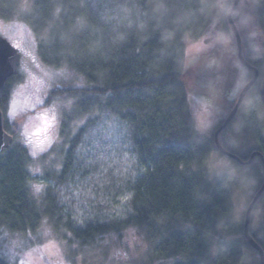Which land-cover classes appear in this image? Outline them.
<instances>
[{
	"label": "trees",
	"instance_id": "trees-1",
	"mask_svg": "<svg viewBox=\"0 0 264 264\" xmlns=\"http://www.w3.org/2000/svg\"><path fill=\"white\" fill-rule=\"evenodd\" d=\"M18 1L0 0L1 20L14 19ZM221 4L222 0L30 1L25 18L36 36L38 56L47 66H67L84 82L80 87L52 89L46 105L71 99L81 116L95 117L74 136L63 169L54 180L67 185L77 178L88 179L99 208L107 209V214L99 209L82 224L72 219L64 222L58 194L49 192L43 204L35 201L29 191L31 155L25 147L12 144L0 152V230L25 234L47 217L56 226L64 225L74 241L92 247L106 235L140 227L146 229L151 242L146 264L162 259L173 260L172 264H240L241 242L225 236L234 233L229 224L240 181L211 168L208 160L217 150L214 134L209 139L197 131L193 102L211 99L216 111L233 108L253 71L240 63L237 45L234 55L218 45L207 54L187 59L188 43L211 31ZM243 7L245 14L240 16ZM263 13L264 0H241L233 16L245 59L264 74L260 56L264 52ZM79 18H85L89 27L78 30ZM227 27L232 29L228 22ZM232 41L236 44L235 36ZM233 63L237 69H230ZM14 79L0 92L4 117ZM232 92L235 97L229 99ZM256 97L249 128L258 146L246 155L238 154L241 160L256 151L264 155V136L256 117L263 104ZM4 120L5 130L15 139L23 123ZM105 122L107 127L117 122L126 129L135 168L123 172L122 151L117 148L113 155L115 149L107 145L103 159L96 149L90 163L77 162L79 149ZM224 131L219 136L221 144L236 154L227 147ZM254 165L264 172L258 157ZM117 169L120 175L115 174ZM263 182L260 178L255 193ZM125 195L130 196L126 206L114 208ZM263 202L264 193L255 210ZM253 236L264 249V222ZM0 253H6L4 247L0 246ZM9 257L13 256H0V264L13 263Z\"/></svg>",
	"mask_w": 264,
	"mask_h": 264
},
{
	"label": "rangeland",
	"instance_id": "rangeland-1",
	"mask_svg": "<svg viewBox=\"0 0 264 264\" xmlns=\"http://www.w3.org/2000/svg\"><path fill=\"white\" fill-rule=\"evenodd\" d=\"M18 1V0H17ZM30 1L31 0H20L17 2L18 8H17V14L15 15L14 19L11 21H4V26L2 29H0V37L2 39H6L11 43L12 45L19 43L22 48H24L25 52H30L32 56L36 58V62L33 63L32 59L29 56H25L24 53H20L19 49L18 52L20 54L19 57H21V63L19 67V72L15 76V79L12 83L11 88V97L12 95L17 91V89L20 90L21 95L17 98L18 102L21 106L25 103H30L34 106H36V111L40 112L42 111V107L39 105H36V98L44 101L43 107H50L51 105H46V100L48 98V95L50 91L57 87H64V86H70V85H80L84 86V82L80 80L81 78L78 77L75 73V75L68 80H61L57 79L55 81V84L58 85L56 87L48 86L52 82L48 80L45 73H50L52 71H60V69H57L55 67L47 66L45 65L40 57L38 56V42L36 39V36H34V32L32 28L29 26V23L26 21L25 15L30 10ZM231 1V0H230ZM229 0H222L223 8H220V14L217 19V21L213 24L215 27V32L217 34H221L224 36H227L229 39L228 45H223L225 47L226 51H229L233 55L235 53L236 44L232 41V29L227 27V19L226 15L228 14V7L230 6ZM245 7V6H244ZM241 9L243 12H241L240 16L245 14V9ZM26 10V11H25ZM223 12V13H221ZM0 21H3L0 19ZM19 24H24L27 26L28 29H31V34H29L27 31H21L19 28ZM212 26V29H213ZM211 29V30H212ZM206 36V35H205ZM204 36V37H205ZM202 37H199L196 40L190 41L188 43L187 48V59H193V56H197L195 52L189 53L188 49L191 43H196L200 41ZM204 43L207 44L208 41L204 40ZM256 44V42H255ZM264 61H261L263 63ZM27 66L29 71L32 73L33 76L36 77L35 81L29 82L28 76L25 74L24 79H21V70ZM234 66V67H233ZM236 65L233 63V65H230V69H237L235 67ZM72 72V71H71ZM260 78L258 82L256 83V87L251 89L247 96L245 97V100L241 107H239V111L237 113V116L233 118V121L227 126L226 129H224V140L227 144V147L232 150V152L236 153L235 155H246L253 148L257 147V141L254 139L252 133L250 132V125H249V117L252 114V107L255 104V100H257L256 96H259V86L261 85L263 81V72L260 71ZM78 78V80H77ZM80 78V79H79ZM40 81H44L43 84L40 83ZM26 86V87H22ZM79 86V87H80ZM229 95H231L229 93ZM11 99V98H9ZM61 100V99H60ZM194 105L195 102H193V112H194ZM75 103L73 102L72 110L71 111H65L62 113V118L60 120V127H59V143H54L52 148L48 150L46 153H42L39 157L36 158L37 163L33 162V157L31 156V160L29 161L28 165V172H29V191L31 193V196L37 201L38 203H44L45 199L47 198V195L49 192H54L58 194V200L59 203L63 206L62 214L64 216V222H66L67 219H72L77 221L78 224L84 223L87 218H91L98 214L99 209H102L104 211L103 213L107 214V209L99 208L98 200L95 195V191L93 190V186L91 182L86 180L79 181L77 178L76 181L69 183V184H62L57 185L54 178H56L60 172L63 169L66 156L68 154V151L71 147V142L74 139V136L77 135V133L85 127L89 120L94 119L95 117L91 114H86L81 116L76 108ZM230 106L228 108H223L218 110L217 112L220 114L217 118V122L212 125L211 129L209 130V134L206 136L209 139H212L213 134L215 131H217V128L220 127L222 121L227 119V116L229 115ZM58 112H60V107L58 105ZM29 115H33V113H29ZM84 117H87L84 119ZM256 117L258 119V123L261 125V131L264 136V109L261 107L257 108ZM6 120L9 124H13L14 122H17L18 124L27 123V120L17 119L15 121L11 120L6 112L5 115ZM66 123V126L64 124ZM251 123V122H250ZM107 122L104 123V126L107 128ZM197 124L196 117H195V125ZM111 125L112 132H111V140L105 141L101 137L98 136L97 132L91 137V141L86 142L88 144L85 148L79 149L78 155H77V162L81 163H90L91 159H93L95 155L96 149L98 153L103 156L106 155L107 152V146L112 147L115 149V153L117 151V148L120 149L121 152V159L124 161V163H127V166L129 169L135 168V165L137 164L134 157L130 155V148L127 145L126 139H125V128L123 125L121 126L117 122H113ZM23 128L18 136L13 139V144L23 146L28 150L30 153V149L28 146L24 143H22L23 140ZM230 130H238L237 136L238 139L235 140V142H229L227 140V136ZM11 134V131H9ZM107 145V146H106ZM225 148V147H224ZM125 157H127V162L125 161ZM216 157L223 158L225 163L227 164V167L222 168H214L212 166V163ZM248 160V159H247ZM210 166L212 169L218 171L221 174L230 175L233 177H236L239 179L240 184L234 190V197H233V206L234 211L232 215V222L230 221V228L231 232H234L232 234L225 235L227 239H236L241 242L242 248H243V258L240 264H261L260 259L257 256L256 252H253L246 244L243 242L242 237V231L244 223V217H245V210L247 209L248 200L254 195L256 189V186L258 185V182L260 181V174L261 172L255 166L254 164L250 166H242L239 163H235L231 158L223 155L221 152L213 151L210 155V158L208 160ZM40 167L41 172H43V178L39 177V174L36 176H33L32 173L29 171L30 167ZM44 184L45 185V191L42 193L41 197L37 199L34 197L31 187V184ZM68 189H71L72 192L75 191H81V196L79 200H76L72 197V192L68 191ZM58 190H62L64 192V196L69 198V202H63L62 197L60 196V192ZM90 191V195H85L84 193H88ZM254 192V193H253ZM114 208H124L126 206V202L123 201V198H121L117 203H114ZM77 209H79V212H77ZM238 210V211H237ZM115 211V210H114ZM255 214L253 213L252 218V224L251 229L254 232H259L260 226L264 222V202L261 203L259 206H257V209L255 210ZM119 213V211L117 212ZM46 219H48L46 217ZM49 221V219H48ZM82 221V222H81ZM50 226L53 231V235L57 240L63 239L67 242V245L69 249H71V245L74 242V237L72 233L64 227V225H58L56 226L53 222L49 221ZM135 229V236L137 239L135 241H131L130 244H126V240L129 239L128 231L129 229ZM129 229L123 230L121 232H115L110 235H106L103 238H100L96 241L94 246H82L80 243L76 242V244L79 245L78 249L76 250H70L66 253V255L75 256V257H83L80 264H146L145 257L146 254L150 251L151 242L148 240V234L146 229L140 228V227H131ZM6 231V230H4ZM7 233L9 231H6ZM220 233H222V227L219 230ZM71 235H68V234ZM33 234H35V230H33ZM22 239L26 240V233L20 234ZM16 233H8V238L0 239V246L4 247L6 250V254L13 256L14 259H12L11 264H20V261L25 259V250L20 246H14L12 244V240H15ZM107 241V243H106ZM35 246V245H34ZM116 248L117 251L123 249L124 251L129 253V256L131 257L128 261H114L110 260L109 257L111 256L112 249ZM173 260L170 259H162L156 262L155 264H172Z\"/></svg>",
	"mask_w": 264,
	"mask_h": 264
},
{
	"label": "snow or ice",
	"instance_id": "snow-or-ice-1",
	"mask_svg": "<svg viewBox=\"0 0 264 264\" xmlns=\"http://www.w3.org/2000/svg\"><path fill=\"white\" fill-rule=\"evenodd\" d=\"M223 8V5H220ZM26 11V10H25ZM60 9L57 8L56 14L58 15ZM105 19H109V17L105 16ZM4 21H0V29L4 26ZM89 27L88 21L85 18H79L77 20V28L78 30H84ZM20 30L27 31L31 34V29H28L26 25L19 24ZM204 40H207L208 43L205 44ZM229 39L227 36L217 34L215 32V27L200 41L196 43H191L189 46V53L195 52L197 56L207 54L208 51L212 48L217 47L218 45H228ZM13 47L19 49L20 53H24L25 56H29L33 63L36 62V58L32 56L30 52H25L24 48L20 46L19 43L14 44L13 46H9L4 41H0V73L8 69H15L19 62V55L17 51L13 50ZM196 56H193L195 59ZM191 62V61H190ZM21 79H24V75L26 74L29 78V82L35 81L36 77L32 75L29 71L28 67L25 66L21 70ZM48 80L52 83L48 86L56 87L58 85L55 84L57 79L68 80L71 79L75 74L71 72L67 66L60 69V71H52L50 73H45ZM41 84L44 81H40ZM78 87L80 85H77ZM26 87V86H22ZM21 95L19 89L12 95L9 104L6 106L8 117L15 121L18 118L22 120H27V123L23 125V140L22 143L26 144L30 149V155L33 157V162L37 163L36 158L39 157L42 153L48 152L50 148H52L54 143H59V127L60 120L62 118V113L65 111H71L73 106V101L69 100H56L51 102L50 107H43L44 101L36 98V105L42 107V111L37 112L36 106L25 103L23 106L18 102V97ZM235 97V92H232L228 97L232 99ZM58 105L60 107V112H58ZM29 113H33V115H29ZM98 115V114H97ZM194 115L196 117V127L197 131L202 135L207 136L209 134V130L212 125L217 122V118L219 117V113L215 110L214 103L209 100L197 99L194 105ZM87 117H84L86 119ZM238 130H230L227 136V140L229 142H235L238 139L237 136ZM111 132L112 128L105 127L104 123H101L100 127L97 130V134L105 141L111 140ZM223 141H218V146ZM205 152L211 151L210 148H205ZM116 155V153H113ZM111 157H109L110 159ZM103 159V154L101 156ZM127 162V157L124 158ZM214 168H222L227 167V164L223 160V158L216 157L212 163ZM29 171L33 176L39 174L40 178H43V172H41L40 167H30ZM129 171L127 163H125L123 167V172ZM116 175L121 174V170L117 169ZM262 180H264V172L261 173ZM32 193L34 197L39 199L42 193L45 191L44 184H31L30 185ZM60 192V196L62 197L63 202H69V198L64 196V192L62 190H58ZM68 191L72 192L71 189ZM81 191L72 192V197L76 200H79L81 196ZM85 195H90V191L88 193H84ZM130 199V196L125 195L123 197V201L127 202ZM238 211V210H237ZM79 212V209H77ZM251 217V211H249V218ZM82 222V221H81ZM68 235H71L70 233ZM129 239L126 240V244H130L131 241H135L137 237L135 236V229H129L128 231ZM8 238V233L4 230H0V239ZM107 243V241H106ZM12 244L14 246H20L25 250V259L20 261V264H80L83 257H75L66 255L70 250L78 249L79 245L73 242L71 245V249H69L67 242L63 239L57 240L53 235L52 228L48 219H42L39 221L35 234L31 229L26 231V240L22 239L20 234H16L15 240H12ZM35 245V246H34ZM6 255V253H0V256ZM131 257L129 253L124 251L123 249L117 251L116 248L112 249L110 260L114 261H128ZM10 260L14 259V257H9Z\"/></svg>",
	"mask_w": 264,
	"mask_h": 264
},
{
	"label": "water",
	"instance_id": "water-1",
	"mask_svg": "<svg viewBox=\"0 0 264 264\" xmlns=\"http://www.w3.org/2000/svg\"><path fill=\"white\" fill-rule=\"evenodd\" d=\"M240 2H241V0H235L234 1L230 11L226 15V18H227V22H228L229 26L232 28V31L234 33L233 36H235V39H236L237 54H238L237 57H238L240 63L245 68L253 71V76H251L252 78L246 83V85H244V87L240 91V94L237 97L233 108H231V111L229 112L227 119H225L222 126L219 129H217V131L214 133V142H215L217 151L221 152L223 155L231 158V160L236 161L237 163L241 164L242 166H250L254 163L256 157H258L264 163V155L262 153L256 151V152L251 154V156L248 160H241V158L239 156L227 151L221 143L218 146V141H220L219 140L220 133L224 129H226L227 126L233 121V118H235V116H237V113L240 109L239 107L242 106V104L245 100V97L247 96L249 91L255 86V84L258 82V80L260 78V70L257 67L250 65L247 62V60L245 59L243 42H242V38L240 35V31H239V29L236 26V23L234 21L233 15L235 14ZM0 41H4L9 46H13L6 39H0ZM13 50L17 51L18 55L20 56V54L16 48L13 47ZM260 56H262L264 58V52H262V54ZM20 63H21V57H19V62H18V65L15 69H8V70L4 71L3 73H0V92L2 91V88L5 87L7 81L9 79L15 77L18 74ZM259 87L260 88H259V96L258 97H260V100L263 104V109H264V77H263V81ZM4 119H5L4 113L2 110H0V152H1V150L9 149L11 147V145L13 144V141H14L13 140L14 137L5 130V120ZM263 193H264V182L261 185V187L258 189V191L255 193L253 198L250 200L251 202L249 203L247 209L245 210L246 211L245 212V218L243 221L244 222V226H243L244 231L243 232H244L245 240L249 244V246L251 248H253V250H255V252L258 253L261 264H264V250L258 244V242H255L256 240L254 239L251 232H249V231L251 228L252 216L254 213L253 210L255 209V207H256L258 201L260 200L261 196L263 195ZM249 211H251V217L250 218H249Z\"/></svg>",
	"mask_w": 264,
	"mask_h": 264
},
{
	"label": "flooded vegetation",
	"instance_id": "flooded-vegetation-1",
	"mask_svg": "<svg viewBox=\"0 0 264 264\" xmlns=\"http://www.w3.org/2000/svg\"><path fill=\"white\" fill-rule=\"evenodd\" d=\"M261 162H262V160H261ZM254 164V163H253ZM262 169H263V171H264V163L262 162ZM264 181V180H263ZM253 218V217H252ZM252 224V223H251ZM252 228V227H251ZM250 228V231L249 232H251V234H252V236H253V234H254V231L252 230ZM243 231H244V227H243ZM242 231V237H243V239H244V241L243 242H245V244H248L247 242H246V240H245V237H244V232ZM260 235V234H259ZM254 237V236H253ZM249 245V244H248ZM261 246V245H260ZM249 248H251V247H249ZM253 249V248H252ZM251 249V250H252ZM264 250V249H263ZM253 252H255V250H253ZM257 253V252H256ZM257 256H258V258H259V255H258V253H257Z\"/></svg>",
	"mask_w": 264,
	"mask_h": 264
}]
</instances>
